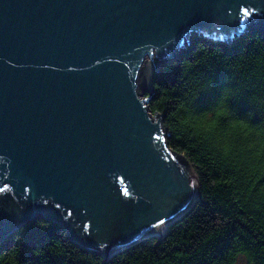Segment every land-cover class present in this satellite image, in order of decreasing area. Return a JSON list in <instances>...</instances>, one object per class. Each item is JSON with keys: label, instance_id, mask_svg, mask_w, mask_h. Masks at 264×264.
Instances as JSON below:
<instances>
[{"label": "water", "instance_id": "95a60500", "mask_svg": "<svg viewBox=\"0 0 264 264\" xmlns=\"http://www.w3.org/2000/svg\"><path fill=\"white\" fill-rule=\"evenodd\" d=\"M252 16L264 30V0H0V189L61 206L105 263L164 237L201 190L148 111L153 69L192 34L231 39Z\"/></svg>", "mask_w": 264, "mask_h": 264}, {"label": "trees", "instance_id": "16d2710c", "mask_svg": "<svg viewBox=\"0 0 264 264\" xmlns=\"http://www.w3.org/2000/svg\"><path fill=\"white\" fill-rule=\"evenodd\" d=\"M252 18L231 39L195 33L153 71L148 111L201 190L164 237H147L105 263L73 241L72 233L88 232L81 221L51 199H18L4 186L0 222L14 225L0 236V264H264V30Z\"/></svg>", "mask_w": 264, "mask_h": 264}, {"label": "rangeland", "instance_id": "374dc122", "mask_svg": "<svg viewBox=\"0 0 264 264\" xmlns=\"http://www.w3.org/2000/svg\"><path fill=\"white\" fill-rule=\"evenodd\" d=\"M193 35H194V34H192V36H193ZM208 37H209V36H208ZM210 38H213V37H210ZM191 39H192V38H191ZM191 39H190V40H191ZM214 39H215V38H214ZM187 44H188V43H187ZM187 44H186V45H187ZM186 45H185V46H186ZM185 46H184V47H185ZM184 47H183V48H184ZM155 56H156V54H153V57H155ZM147 59H148V60H151V56H147ZM154 69H156V68H154ZM154 69H153V71H154ZM38 215H41V214H38ZM241 264H242V263H241Z\"/></svg>", "mask_w": 264, "mask_h": 264}]
</instances>
